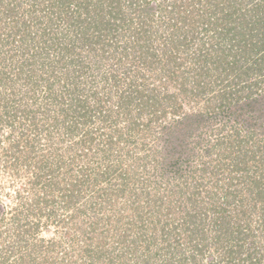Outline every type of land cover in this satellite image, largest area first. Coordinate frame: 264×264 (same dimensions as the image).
Segmentation results:
<instances>
[{
  "label": "trees",
  "instance_id": "obj_1",
  "mask_svg": "<svg viewBox=\"0 0 264 264\" xmlns=\"http://www.w3.org/2000/svg\"><path fill=\"white\" fill-rule=\"evenodd\" d=\"M5 1L0 0L6 5V12H11L13 5L9 8ZM167 2L169 4L163 2L154 5L155 1L152 0H31V6L38 7L46 14H62L67 26H72L76 33L73 44L67 43L58 48L59 54H62L58 61L63 63V56L74 49L77 43L89 47V51L93 54L96 52L97 56L110 46L109 43L114 45L112 59L116 60L117 65L124 66L123 72L126 74L125 88L116 91V97L119 98L116 108L125 109L133 103L139 106L136 113L133 112L137 116H133V113L130 115L128 131L137 129L143 135V132L151 130L152 122L158 121L162 115L167 116L168 110L163 108V99L173 108V112L182 110L180 104L176 106L171 94H163L154 85L148 88L147 77L150 73L161 72L162 81L176 77L173 80H178L180 77L179 89L185 93V97L191 96L197 101L205 99L197 110L184 112L179 119L161 125L160 136L155 138L157 142L162 140V145L150 155L156 159L153 169L158 175L157 179L165 181V190L170 195L175 192L179 195L186 193L178 178L185 176L183 180L188 186L187 180L192 173L183 175L181 167L186 163L191 165L192 160H200L202 168L198 180L208 176V182L216 187L208 193V202L198 197V188L203 181L195 182L185 197L190 208L180 221L175 222L174 218H151L148 225H142L143 228H151L148 234L135 238L120 235L116 242L118 248L108 245L107 234L97 230L91 221V234L87 235L85 246L81 247L80 255L84 259L81 264H130L128 255L135 259L133 264H264V0ZM46 4L50 8L48 11H45ZM153 15H158L165 27H155L151 20ZM125 33L128 38L124 37ZM109 35L110 40L106 38ZM24 61L25 58L19 62L18 79L26 87L25 93L31 96L37 93L39 86L45 89L42 98L50 101L52 106L56 105L52 108V125L65 132L64 138H67L68 143L64 146L69 151L80 129L76 124L60 123L56 117L60 115L67 119L81 116L84 120V117H88L89 110L85 109V102L75 95V82L78 81L75 72L82 66L74 65L72 72L65 69L59 76L51 70L46 78L40 76V80L45 82L44 86L38 78H35L34 83L31 82L36 69H30L28 76L21 77L20 73L24 72L27 65ZM145 70L150 72L146 74L143 72ZM111 78L113 86L123 85L115 74ZM60 82L63 83L62 89H56L55 84L59 85ZM190 84L192 86L189 88ZM64 89L65 95H60ZM96 103L99 105L100 100ZM141 111L147 112V120L142 123L139 120L143 114ZM216 123L220 124L218 128L214 127ZM208 130H215L218 134L214 140L203 141L201 134ZM255 133L263 136L258 140L260 148H245L248 141L254 146L252 138ZM191 136L194 142L190 140ZM80 137H83L81 143L84 138L92 141L94 135L84 131ZM108 143L112 144V139ZM205 156L208 160H205ZM213 156L216 162L212 166ZM76 157L73 154L69 162L62 159L58 164V168H65L64 182L61 180L64 188L58 191L64 198L69 195L71 206L75 191L73 185L81 187L87 183V186H95L88 195L90 208L101 205L99 200L102 197L110 199L113 192L98 186L96 182L101 183L103 179L116 176L117 169L106 166L102 173H95L94 168L84 164L85 167H80V172H77L71 170ZM59 173L54 177L59 176ZM169 174L175 175L176 182H168ZM121 176L120 185L125 183L126 186L124 176ZM57 180L53 184L59 189L61 182ZM35 183L41 182L37 178ZM48 184L50 188L51 184ZM123 188L121 191L124 192ZM50 191L51 197L56 199L57 195L52 189ZM137 191L134 189L129 192V196L133 197L132 204L129 206L125 202L124 214L118 218L115 216L116 219L137 223L139 219L152 217L150 211L145 216L147 212H143L142 201H146L150 208L160 201V197L150 198V188L141 187ZM44 197L38 198L36 203L41 199L47 201ZM142 197L144 200H141ZM72 207L75 212L70 214L71 217L86 211L75 204ZM255 218L261 232L259 235L253 232L251 225V220ZM258 236L263 240L260 241ZM141 237L143 241L140 244ZM128 241L132 245L127 244ZM20 246L17 245L18 248ZM34 251L39 253L42 249L36 245ZM27 254L28 257L32 255ZM40 255L46 259L48 257L45 253ZM35 259L31 257L30 261L39 264Z\"/></svg>",
  "mask_w": 264,
  "mask_h": 264
},
{
  "label": "rangeland",
  "instance_id": "obj_2",
  "mask_svg": "<svg viewBox=\"0 0 264 264\" xmlns=\"http://www.w3.org/2000/svg\"><path fill=\"white\" fill-rule=\"evenodd\" d=\"M152 1H155L154 5H156L163 2V4H167L169 0ZM7 2L9 8L13 5L14 9L11 12H6V5L0 2V264H33V261H30L31 257L37 258L35 262L38 260L39 264H81L84 260L80 255L82 254L81 249L82 246H85L87 235L91 234L89 230L91 221L97 230L107 234L108 245L118 248L116 242L120 235L126 238L130 236L135 238L142 234H148L151 228H143L142 225H148L154 218L161 220L174 218L175 222L180 221L185 211L190 208L185 197H187L189 189H192L195 182L198 181H203L198 188L200 190L198 197L204 198L207 203L208 193L213 192L216 187L212 186V182H208V176L198 180L202 168L200 160H192L191 165L186 163L181 167L183 175L189 176L192 173L187 180L188 186L183 180L185 176L178 178L186 193L179 195L175 192L170 195L165 190V181L157 179L158 175L153 169L156 159L150 155L153 150L162 145V140L156 141V138L160 136L161 125L168 124L173 119H179L184 112L197 110L202 107L205 99L197 101L191 96L190 99L185 97V93L179 89L180 77L179 81L173 80L177 77L162 81L161 72L150 73L147 77L148 88L154 85L163 94H171L176 106L180 104L182 110L177 113L173 112V108L169 107L163 99V108L168 110L167 116L163 117L162 115L158 121L152 122V128L148 133L143 132L141 135L137 129L130 132L128 131L130 130L128 129L130 115L133 112L136 113L135 110L139 106L133 103L128 104L125 109L116 108L119 101L116 91L120 92L125 88L126 74L123 72L124 66L117 65L116 60L112 59L114 45L109 43L111 41H105L110 46L103 52L100 51L101 53H98L100 56H97L96 52L93 54L92 51H89V47L77 43L74 49L63 56L64 62L62 63L58 61L62 55L59 54L58 48L67 43L73 44L76 40V33L72 30V26H67L65 17L62 14H46L38 7L31 6V0H6L5 3ZM46 6L45 11H48L49 5L46 4ZM130 15H128L129 18ZM131 16L136 17L135 14ZM151 20L155 27L162 25L158 15H153ZM24 27L28 29L23 30ZM162 27L165 26L162 25ZM128 32L130 33V31ZM124 37L128 38V35L125 33ZM106 38L109 39L111 36ZM24 58L26 59L24 64L27 65L24 67V72L20 73L21 77L28 76L30 69H36L31 82L34 83L35 78H38L39 83L44 86L45 82L40 80V76L46 78V74H50L51 70L59 76L65 69L72 72L74 65L82 66L75 72L78 81L74 82L77 83L75 95L82 98L85 102V109L89 110L88 117H84L86 123L84 119H81V116L79 118L68 117L67 119L60 115L56 117L60 123L76 124L80 129V134L75 135L77 141H72L69 151L64 146L68 143L67 138H64L65 132L52 125L54 117L52 108L56 105L52 106L49 104L50 101L42 98L45 89L39 86L37 93L31 96L25 93L27 89L18 79L20 77L18 74L20 72L19 62ZM143 72L148 74L150 71ZM113 74L120 78L123 85L113 86L111 78ZM62 84V82L59 85L56 83L55 88L62 89ZM191 86L192 84L189 85V88ZM65 89L60 95H65ZM66 99L69 97L66 96ZM99 100L100 104L98 105L96 102ZM141 112L143 114L142 117H139L140 123L147 120V112ZM135 113L133 116H137ZM107 114L110 116H106ZM214 125L215 128L220 126L219 123ZM84 131L92 132L94 135L92 141L84 138V142L80 143L83 138L80 135L83 136ZM217 134L215 130L213 132L211 130L203 131L200 138L203 141L214 140ZM262 137L261 134L255 133L252 138L254 146L251 141H248L244 147L260 148L261 144L258 140ZM109 139H112V144L108 143ZM190 140L194 142V137L191 136ZM203 144L202 146H204ZM73 154H76L77 157L71 170L80 172V167H85L84 164L94 168L95 173H102L106 166L117 169L116 176H111L107 180H104L103 176L101 183L96 182L98 186L108 188L107 190L113 192L110 199L102 197V200H99L101 205L97 204L90 208L88 195L94 191L93 187L95 186H87V183L81 187L73 185L75 191H73L71 206L69 195L65 198L62 197L58 190L61 191L64 188L62 178L65 168H58V164L62 159L64 162H69ZM204 158L208 160L206 156ZM213 160L212 166L216 162L214 156ZM260 166L262 165L260 164ZM256 168L258 169V164ZM56 172H60L59 176L54 177ZM117 174H120L119 178L122 177L121 174L124 176L126 186L125 183L120 185ZM168 177V182H176L174 174H169ZM37 178L41 183H35ZM56 180L61 182L59 189L54 185ZM212 180H214L213 176ZM154 181L155 183H152ZM47 182L51 184L50 188ZM120 186H122L121 190L124 187V192L119 191ZM157 186L158 188H156ZM141 187L151 189L150 198L160 197L161 202L156 201L154 207L150 208L147 207L146 201H142L143 209H145L143 212H147L145 216L152 212V217L139 219L137 223L116 219L124 214L125 202L129 206L132 204L133 197L129 196V192L136 189L138 193L137 190H140ZM50 189L55 193L54 195H57L56 199L51 197ZM155 192H157V197ZM42 196H46L44 198L47 201L41 199L36 203ZM144 198L142 197L141 200ZM73 204L78 208L86 209L85 213L71 217L70 214L75 212ZM255 220L257 218L251 220V225H253V232L259 235L261 232ZM36 224H38L37 227H35ZM81 227L87 234L81 232L83 230L79 229ZM258 239L263 240H261V236H258ZM140 241L141 244L142 237ZM18 244L21 245L19 248ZM127 244L132 245L129 241ZM36 245L42 249L41 252L34 251ZM142 248L144 249V245ZM27 253L32 255L28 257ZM43 253L48 256L47 259L40 255ZM127 260L128 263L133 264L135 259L128 255ZM85 263L87 264V262Z\"/></svg>",
  "mask_w": 264,
  "mask_h": 264
}]
</instances>
